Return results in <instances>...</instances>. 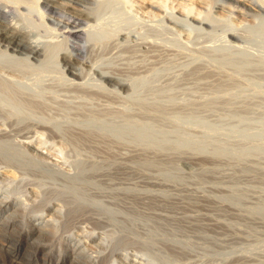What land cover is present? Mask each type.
Returning a JSON list of instances; mask_svg holds the SVG:
<instances>
[{
	"label": "rangeland",
	"instance_id": "obj_1",
	"mask_svg": "<svg viewBox=\"0 0 264 264\" xmlns=\"http://www.w3.org/2000/svg\"><path fill=\"white\" fill-rule=\"evenodd\" d=\"M60 1L54 10L44 8L43 0L1 1L10 10L9 16L0 14V25H25L42 46L48 42L57 46L51 45L54 49L50 52L52 48L46 45L47 52L32 55L23 48L12 49L0 34V152L8 160H20L11 165L15 160L7 162L0 157V169L11 167L17 177L5 179L4 185L19 186L14 193H30L31 198H37L32 193L48 196L59 189L85 192L90 200L93 194L89 193H96L92 198L102 199H95L102 206L106 199L105 206L114 208L111 210L123 225L107 224L113 221L111 215L105 227H94L86 215L78 214L70 221L72 225L66 223L67 214L56 213L61 219L60 231L54 239L44 235L38 243L34 237L27 240L20 236L18 229L6 230L9 235L0 229V243L5 244H0V264H62L58 259L61 245L68 250L72 247L66 240L69 232L76 231L75 239L84 240L91 230L110 233L115 228L123 234L129 227L138 230L139 224L145 227L139 229L141 235L152 233L155 241L166 235L169 241L174 239L173 245L182 249L183 255L166 246L162 252L175 254L177 260L164 254L172 264H264V0H103L105 10H99L100 17L95 8L89 9L93 4ZM82 9L97 16L92 14L95 21L91 18L82 24V37L73 38L68 27L76 11ZM67 59L79 79L69 72ZM114 193H140L141 197L135 204L137 198L130 196L124 201L119 196L123 201L119 203ZM40 201L26 210L25 228H33L31 216L42 212ZM127 203L130 205L125 208ZM131 206L134 214L128 210ZM135 208L151 219L144 221ZM125 209L132 216L125 214ZM20 212L18 217L23 219ZM153 215L158 222L163 217L161 226L156 227ZM131 217L133 221H129ZM122 218H127L128 224ZM164 223L165 229H180L181 225L182 229L165 231L178 233L176 236L164 231L166 235H161V230L158 235V229L165 230ZM202 226L207 228L202 229V234L204 230L207 233L205 239L195 231L200 228L201 232ZM159 240L160 249L152 244V249L157 248H149V252L162 251L164 241ZM180 245H187L184 248H191L190 252ZM87 246L88 253L96 250ZM121 246L112 253L107 250L106 264L119 252L146 256L142 244ZM48 249L53 256H44ZM159 254L157 260L151 258L159 261Z\"/></svg>",
	"mask_w": 264,
	"mask_h": 264
},
{
	"label": "bare ground",
	"instance_id": "obj_2",
	"mask_svg": "<svg viewBox=\"0 0 264 264\" xmlns=\"http://www.w3.org/2000/svg\"><path fill=\"white\" fill-rule=\"evenodd\" d=\"M2 0H0V2H1ZM4 1H8V2H10V1H13V0H4ZM24 1V0H23ZM38 1V0H37ZM60 0H43V4H44V8H47V9H49V10H54V9H57V8H59L60 7V5H61V3H62V1H60ZM74 1H80V0H74ZM82 1H84L85 3H87V4H93V5H95L94 7H90V5H89V9H94V12H95V10L97 11V13L96 14H98V16L99 15H101L102 13H98L99 12V10L101 9V12H102V10L104 9L103 7H104V5L105 4H103V3H105V2H103V0H98V1H96V0H81V2ZM100 1V2H99ZM107 1V0H106ZM14 2L15 3H20V2H22V0H14ZM63 2L66 4V2L63 0ZM69 2V1H68ZM80 2V3H81ZM114 2H117V1H114ZM113 2V3H114ZM262 2V1H261ZM3 3V4H2ZM72 3V2H71ZM83 3V2H82ZM263 3H264V1H263ZM103 4V5H102ZM110 4H112V3H110ZM15 5V4H14ZM78 5V4H77ZM92 5V6H93ZM106 5H108V4H106ZM41 6V5H40ZM69 6V5H68ZM101 6H103V7H101ZM110 6V5H109ZM6 7L8 8V6H7V3H4V2H1L0 3V14H3V15H5V17L8 15V12H9V10L8 9H6ZM62 7V6H61ZM78 7V6H77ZM105 7H107V6H105ZM103 8V9H102ZM14 9H16V8H14ZM86 9V8H85ZM65 10V9H64ZM68 10V9H67ZM83 10V9H82ZM82 10H78V11H76V15L75 16H73L72 18H74L71 22H70V24H69V29H68V33H69V36H72L73 38L74 37H80L84 32H83V28H82V24L84 23V22H86V21H90V19L91 18H93L92 17V12L93 11H89V12H86V11H82ZM105 10V9H104ZM107 10V9H106ZM111 10V9H110ZM15 11V10H14ZM16 11H18V10H16ZM116 11H117V8H116ZM116 11H115V13H116ZM34 12V11H33ZM52 12V11H51ZM18 13V12H17ZM30 13V12H29ZM104 13V12H103ZM15 14V13H14ZM19 14V13H18ZM75 14V13H74ZM105 14V13H104ZM108 14V13H107ZM112 14V13H111ZM94 16H97V15H95V14H93ZM113 15H114V13H113ZM119 15H120V13H119ZM9 16V15H8ZM20 16V15H19ZM26 16V15H25ZM110 16V15H109ZM121 16V15H120ZM12 17V16H11ZM68 17V16H67ZM100 17V16H99ZM99 17H96V18H98V19H100ZM111 17V16H110ZM113 18V17H112ZM120 18V17H119ZM126 18V17H125ZM28 19V18H27ZM94 19V18H93ZM92 19V20H93ZM103 19V18H102ZM108 19H110V18H108ZM118 19V18H117ZM124 19V18H123ZM205 19V18H204ZM18 20V19H17ZM94 21H95V19H94ZM118 21V20H117ZM124 21V20H123ZM122 21V22H123ZM12 22V21H11ZM30 22V21H29ZM28 22V23H29ZM33 22V21H32ZM59 22V21H58ZM100 22V21H99ZM111 22V21H110ZM110 22H109V24H110ZM126 22V21H125ZM31 23V22H30ZM97 23V22H96ZM103 23V22H102ZM107 22H105V24H106ZM117 23V22H116ZM120 23V22H119ZM119 23H117L118 25H119ZM127 23H129L128 22V20H127ZM31 24H34V22L33 23H31ZM66 24V23H65ZM88 24V23H87ZM108 24V25H109ZM116 24V25H117ZM130 24H131V22H130ZM129 24V25H130ZM30 25V24H29ZM92 25V24H91ZM101 25V24H100ZM116 25H114L113 27H115ZM36 26V25H35ZM85 26V25H84ZM89 26V25H88ZM111 26V25H110ZM124 26V25H123ZM127 26V25H126ZM125 26V27H126ZM24 27H25V25H24ZM24 27H20V26H17V25H15V23L14 24H12V23H6V24H1L0 25V34L2 35V37L4 38V40H5V42H7V44L9 45V47H11L12 49H14V50H17V49H26V50H28L29 52V54H32V55H38V56H40L42 53H43V51H45L46 49H44L45 47H46V45L44 46H42L38 41H36V40H33V37L30 35V33L27 31V29L25 30L24 29ZM31 27V26H30ZM94 27H95V25H94ZM106 27H108V26H106ZM119 27H120V25H119ZM127 27H129V26H127ZM126 27V28H127ZM109 28V27H108ZM117 29H118V26L116 27ZM124 28V27H123ZM89 29H91V28H89ZM64 30V29H63ZM106 30V29H105ZM119 30H121V28L119 29ZM95 31H96V29H95ZM94 31V32H95ZM112 31V30H111ZM115 31V28L113 29V31L112 32H114ZM117 31V30H116ZM93 32V33H94ZM34 33V32H33ZM62 33V32H61ZM97 32H95V34H96ZM101 33H103V32H101ZM85 34V33H84ZM83 34V35H84ZM87 34H88V32H87ZM92 33H90L89 35H91ZM67 35V34H66ZM89 35H86L85 36V38L87 37V36H89ZM97 35H98V33H97ZM102 35H106V37L105 36H102V37H104V38H107V34H102ZM110 35H112V34H110ZM92 36V35H91ZM90 36V37H91ZM98 36H101L100 34L98 35ZM108 36H109V33H108ZM82 37V36H81ZM90 37H87V38H90ZM77 39V38H76ZM90 39H92V38H90ZM37 40H38V38H37ZM88 40V39H87ZM124 40V39H123ZM127 40V39H126ZM173 40H175V39H173ZM177 40V39H176ZM175 40V41H176ZM41 41H42V39H41ZM47 41V40H46ZM67 41V40H66ZM54 42V41H53ZM42 43H43V41H42ZM55 43V42H54ZM57 44V43H56ZM48 45H50V47L52 48V46L54 47L55 45H53V44H50L49 42H48ZM48 45H47V47H48ZM52 45V46H51ZM60 45V44H59ZM82 46V45H81ZM7 47V46H6ZM44 47V48H43ZM46 47V48H47ZM49 47V48H50ZM55 47H57V46H55ZM54 48H52V49H50V52H51V50H53ZM55 49H57V48H55ZM22 51H24V50H22ZM46 52H47V50H46ZM49 52V53H50ZM22 53V52H21ZM54 53H55V51H54ZM57 53V52H56ZM28 54V55H29ZM45 54V53H44ZM51 54H53V53H50V55ZM58 54V53H57ZM57 54L55 55V57H56V59H57ZM48 55V54H47ZM46 55V56H47ZM49 55V56H50ZM54 55H53V57H54ZM26 56H27V54H26ZM31 56V55H30ZM52 57V56H51ZM50 57V58H51ZM54 57V58H55ZM27 58V57H26ZM29 58V57H28ZM47 58V57H46ZM45 59V58H44ZM48 59V58H47ZM71 59V58H70ZM28 60V59H27ZM46 60V59H45ZM44 60V61H45ZM52 60H53V58H52ZM9 61V60H8ZM67 63H68V65H70L69 66V72L74 76V77H79L80 75H78L77 74V72L76 71H74L73 70V66L71 65V61L70 60H68L67 59V61H66ZM56 63H57V60H56ZM51 67H52V65H50ZM57 66V65H56ZM50 67V68H51ZM55 67V66H54ZM75 68V67H74ZM45 69V68H44ZM55 70H53V72H54ZM82 71V70H81ZM86 76V75H85ZM80 78V77H79ZM78 78V79H79ZM90 78V77H89ZM12 81V80H11ZM117 82V81H116ZM1 84V83H0ZM119 85L120 86H122V87H125V84H123V83H120L119 82ZM116 86V85H115ZM128 89V88H127ZM1 91H3V90H1ZM17 91V90H16ZM14 92V91H13ZM6 93V92H5ZM14 94V93H13ZM15 95V94H14ZM17 96V95H16ZM15 99V98H14ZM17 99V98H16ZM10 100V99H9ZM21 100V99H20ZM3 101V100H2ZM19 100H16V103H19V102H21V101H19ZM29 101V100H28ZM22 104V103H21ZM8 105V104H7ZM1 109V108H0ZM2 111V110H1ZM38 112V111H37ZM1 113V112H0ZM3 114V113H2ZM8 115H9V113H8ZM3 116V115H2ZM5 116V115H4ZM84 116V115H83ZM86 116V115H85ZM85 116H84V118H85ZM8 117V116H7ZM10 117V116H9ZM22 117H23V115H22ZM51 117H53L52 115H51ZM56 117V116H55ZM61 117V116H60ZM59 117V118H60ZM70 117V116H69ZM87 117V116H86ZM41 118V117H40ZM58 118V117H57ZM61 118H64V116L62 115V117ZM82 118V117H81ZM8 119V118H7ZM10 119H12V118H10ZM53 119V118H52ZM68 119V118H67ZM21 120V118L19 119V121ZM43 120V119H42ZM45 120H48V118L47 119H45ZM103 120V119H102ZM18 121V122H19ZM14 122V121H13ZM47 122H50V120L49 121H47ZM56 124V123H55ZM23 125V124H22ZM54 125V124H53ZM116 125V124H115ZM46 126V125H45ZM44 126V128H46ZM61 126V125H60ZM64 126V125H63ZM12 127V126H11ZM59 127V126H58ZM9 128V127H8ZM59 128H62V127H59ZM70 128V127H69ZM91 128V127H90ZM1 129V128H0ZM21 129V128H20ZM52 129V128H51ZM4 130V129H3ZM49 130V129H48ZM63 130V129H62ZM46 131V130H45ZM48 133V132H47ZM13 134V133H12ZM94 134V133H93ZM2 135V134H1ZM9 135V134H8ZM52 135V134H51ZM123 135V134H122ZM2 136H4V135H2ZM84 136V135H83ZM96 136V135H95ZM94 136V137H95ZM41 137H42V135H41ZM90 137V136H89ZM16 139V138H15ZM18 139V138H17ZM30 140V139H29ZM79 140V139H78ZM5 141V140H4ZM11 144V143H10ZM13 144V143H12ZM151 145V144H150ZM153 146V145H152ZM4 148V147H3ZM8 148H10V147H8ZM8 148H6V149H8ZM5 149V150H6ZM10 149H14L13 147L12 148H10ZM31 149V148H30ZM1 150V149H0ZM5 150H3V151H5ZM38 151H39V149H37ZM7 151V150H6ZM58 151V150H57ZM9 153H11V152H9ZM18 153V152H17ZM19 154V153H18ZM32 154V153H31ZM94 154V153H93ZM12 155V154H11ZM22 155V154H21ZM34 155V154H33ZM36 155H38L37 153H36ZM35 155V156H36ZM43 155V154H42ZM143 155V154H142ZM146 155H148V154H146ZM156 155V154H155ZM12 156H14V155H12ZM32 156V155H31ZM38 156H40V155H38ZM0 157L2 158L3 157V155H2V152H0ZM11 157V156H10ZM34 157V156H33ZM37 157V156H36ZM42 157V156H41ZM40 157V158H41ZM4 158H5V160L8 162V161H10V160H15L14 158H9V160H8V157L7 156H4L2 159L4 160ZM31 158V157H30ZM40 158H39V161H40ZM43 158V157H42ZM41 158V159H42ZM38 159V158H37ZM16 160H19V159H16ZM16 160H15V163H14V161H12V162H10L9 164H16ZM2 161V160H1ZM20 161V160H19ZM19 161H17L18 163H19ZM23 161H25V160H23ZM109 161V160H108ZM147 161V160H146ZM22 162V161H21ZM20 162V163H21ZM41 162V161H40ZM152 163V162H151ZM4 164V163H3ZM11 164V165H12ZM31 164V163H30ZM41 164V163H40ZM39 164V165H40ZM21 165V164H20ZM50 165V164H49ZM11 168V167H10ZM10 168H2V169H0V176L2 177V179H3V181H2V183H3V185H4V182L6 181L5 179H14L15 180V174H14V170L12 171ZM15 169V168H14ZM29 169V168H28ZM16 170V169H15ZM40 172V171H39ZM41 173V172H40ZM17 174V173H16ZM37 174V173H36ZM43 175V174H42ZM17 176H18V174H17ZM41 177V176H40ZM39 177V178H40ZM52 177V176H51ZM75 177V176H74ZM17 178V177H16ZM1 179V178H0ZM5 180V181H4ZM14 180H12V181H14ZM19 180V179H18ZM54 180V179H53ZM1 181H0V183H1ZM38 181H40V180H38ZM43 181V180H42ZM109 181V180H108ZM44 182V181H43ZM42 182V183H43ZM45 182H46V180H45ZM1 183V184H2ZM9 183V182H8ZM8 183H7V186H5V188H2V186H0V229L2 230V231H4L5 230V232H7L8 233V231H6V230H11V231H15L16 229H18V230H16V231H18L19 232V235L20 236H23V237H25L27 240H29L30 238H32V237H34V241L36 242L37 241V243H38V241L40 240V239H42L43 240V237H44V235H48V236H51V237H53L52 239H54V237L57 235V233H58V230H59V225H61V224H59L60 222H61V219H58V218H56L55 217V214L57 213L58 214V216L60 215V216H64L65 214H67V216L69 217H67L68 218V220H67V222L66 221H64V222H66V223H68V222H70L71 220H74V219H76V214H78L79 216L80 215H86V219H88L91 223H89L90 225L92 224V226H94V227H105V225H104V223L106 222L107 223V221L109 220L110 221V216L112 215V218H111V221H112V223L111 222H109V223H107V224H109V225H111V226H113V224L114 223H119L120 221H121V217H120V219H116V217H119V216H117L118 214L113 210H111V209H114L112 206H115V205H113V204H116L115 202L112 204V203H110V201H109V203L111 204V209H110V207H108V206H105L106 204H107V202L108 201H105V200H103L102 202H106V204L104 205V206H102L99 202H96L95 201V199H96V197H95V199L94 198H92V196L93 195H95L96 196V193H89V194H93L92 196L91 195H88L87 193H86V195H88V196H91V200L90 201H87L88 199H87V197L86 196H84V194H85V192L84 193H79L78 191H73V192H76V193H64V190L63 189H59V191H58V193L56 192V193H48V196L46 195L47 193H32L34 196H36L37 198H31V196H29L30 195V193H14V189H15V191H18V188H19V186H18V188H16V186L14 185L15 183L18 185V183H17V181L13 184V186H15V187H13V188H11V183H9L10 185L8 186ZM53 183V182H52ZM56 183V182H55ZM60 183V182H59ZM5 184H6V182H5ZM20 184V183H19ZM22 184V183H21ZM48 184H50V183H48ZM23 185V184H22ZM41 185V184H40ZM59 185V184H58ZM3 186V187H4ZM36 186V185H35ZM60 186V185H59ZM24 186H22V188H23ZM37 187V186H36ZM40 187V186H39ZM85 188V187H84ZM20 189H21V186H20ZM20 189H19V191H20ZM41 189H42V186H41ZM48 189H50L49 187H48ZM75 189H77V188H75ZM75 189H73V190H75ZM22 190V189H21ZM36 190V189H35ZM39 190V189H38ZM51 191H53V192H55V191H57V190H53V189H50ZM63 190V191H62ZM40 191V190H39ZM42 191V190H41ZM66 191V190H65ZM20 192H23V191H20ZM38 192V191H37ZM50 192V191H49ZM63 192V193H62ZM78 192V193H77ZM82 192V191H81ZM102 194V193H101ZM100 194V195H101ZM108 194H110L109 196L111 197L112 195V193H108ZM115 195H113V197H116V195H117V197L115 198L116 200L118 199V198H120L119 196H121L122 197V199L124 198H126V200L128 199V197L130 198V196H131V198L130 199H132L133 197L136 199L137 198V200H136V202L133 200V202L136 204L137 203V201H138V197H139V194L140 193H114ZM159 194V193H158ZM104 195V194H103ZM106 195V194H105ZM166 195V194H165ZM99 196V195H98ZM133 196V197H132ZM99 197H101V196H99ZM99 197H97V198H99ZM141 197V196H140ZM139 197V198H140ZM102 198V197H101ZM112 198V197H111ZM110 198V199H111ZM54 199H56L57 201H61V203H58L57 205H55L54 203H52V201L54 200ZM92 199H94V200H92ZM123 199V200H124ZM38 200H42V201H40V202H42L43 203V205H44V208L42 209V207L40 208L41 210H42V212H40V213H37V214H35V216H31V218H32V221H33V228H29V229H27V228H25L24 227V224H26V222H25V219H26V210H28L29 209V207L31 206V205H33L34 203H38ZM96 200H98V199H96ZM102 199H100V200H98V201H101ZM109 200V199H108ZM115 200V201H116ZM119 200V199H118ZM126 200H124V201H126ZM111 201H112V199H111ZM122 200H119L118 202L120 203ZM123 202V201H122ZM121 202V203H122ZM127 202H129V203H131V201H127ZM108 203V204H109ZM134 203H131V204H134ZM124 204V203H123ZM128 204V203H127ZM120 205V204H119ZM122 205V204H121ZM126 205V204H125ZM129 205L130 204H128V206L127 207H125V208H128L129 207ZM117 206H118V203H117ZM133 207H135V205H132ZM132 206H131V208H132ZM117 208H120L119 206L117 207ZM131 208H129L128 210H130V213H133L134 212V210H133V208L131 209ZM156 208V207H155ZM136 210H135V212L137 211V209L138 208H135ZM8 210H11V211H8ZM19 210L21 211L20 212V216H22L23 217V219H20V217H18V212H19ZM128 210H124V211H127V213H125V214H129V212H128ZM131 210H133L132 212H131ZM122 211H123V207H122ZM6 212H7V215H4V216H2V214H6ZM137 212H140L139 211V209H138V211ZM136 212V213H137ZM28 213V212H27ZM117 215H116V214ZM147 213V212H146ZM68 214H73L72 216H69ZM121 214H123V213H121ZM124 214V215H125ZM134 214V213H133ZM137 214H140L139 216L141 217V213H137ZM78 215H77V218L79 219V217H78ZM28 216H29V213H28ZM121 216H123V215H121ZM129 216H132V214H129ZM128 216V217H129ZM144 216V214L142 215V217ZM145 216H147V215H145ZM154 216V215H153ZM159 216V215H158ZM83 217V216H82ZM124 217V216H123ZM127 217V216H126ZM133 217H136V215L134 216L133 215ZM138 217V216H137ZM155 217V219L154 220H158L157 219V217L156 216H154ZM28 218V217H27ZM107 218H109L108 220H107ZM132 218V217H131ZM163 217H161L160 216V223L162 224L164 221H162L161 219H162ZM125 219H127V218H125ZM124 218H122V221L123 222H125L126 220H125ZM141 219V218H140ZM151 218H147V219H145L144 217H143V220L144 221H147V220H150ZM153 219H152V222L153 223H155L154 221H153ZM165 219H166V217H165ZM171 219V218H170ZM179 219V218H178ZM125 220V221H124ZM143 220H141L139 223H141ZM129 221H133V218L130 220L129 219ZM171 221V220H170ZM134 222H135V219H134ZM158 222V221H157ZM157 222H156V224L155 225H157L156 227H158V225L159 226H161V224L159 223V224H157ZM71 223V222H70ZM79 223V222H78ZM131 223V222H130ZM152 223V224H153ZM171 223H172V221H171ZM199 223V222H198ZM65 224V223H64ZM72 224V223H71ZM73 224H74V222H73ZM72 224V225H73ZM106 224V225H107ZM125 224V223H124ZM126 224H128V221H126ZM125 224V225H126ZM150 225V226H153V225ZM165 224V223H164ZM163 224V227L164 226H166V224L164 225ZM168 224V223H167ZM170 224V223H169ZM168 224V226H171V224L169 225ZM178 224V223H177ZM218 224V223H217ZM66 225V224H65ZM83 225V224H82ZM116 225V224H115ZM119 225H123L122 223L120 224H118V226ZM124 225V226H125ZM130 225H132V224H130ZM130 225H128V226H130ZM135 225H137L138 226V223L136 224V222L133 224V226H135ZM141 224H139V226L138 227H140L141 229L142 228H144V230H145V227L143 226V227H141L140 226ZM173 226H175L176 224H172ZM17 226H20L19 228L17 227ZM29 226V225H28ZM81 226V225H80ZM91 226V227H92ZM137 226H135V227H137ZM182 226V225H181ZM181 226H180V229H182L181 228ZM196 226V225H195ZM73 227H76V225H74ZM108 227V226H107ZM115 227V226H114ZM116 227H117V225H116ZM154 228H155V226H153ZM167 227V226H166ZM177 226H175V227H172V228H169L168 227V229H165V227H164V229L165 230H163V229H158V235H159V233H160V230H161V235H166V234H168V233H166L165 231L166 230H168L167 232H169L170 233V231H171V229L173 230V228L174 229H178V227L176 228ZM222 227V226H221ZM69 228V227H68ZM77 228V227H76ZM83 228V230L85 229V231H86V228H84V227H82ZM109 228V227H108ZM121 228H123V226L121 227ZM140 228H138V230H136L137 228H134V227H129V229H125V227L123 228V229H120L121 230V232H122V230H123V232H124V230H126L125 232L126 233H121L122 234V237L120 236L121 234H119V233H117L118 232V230H117V232H115L116 230H115V228L112 230V228H111V230L112 231H110V233L107 231H104L103 233L102 232H95V231H93V230H91V231H88L87 232V234L85 235L86 236V239H84V240H79V238L78 239H75V235L73 234V233H76V231L75 232H73V233H70L69 232V234L68 235H66V240H68V243L71 241L72 243H71V245H72V247H71V250H68V249H66L64 246L62 247V245H61V248H60V252H59V254H58V256H59V261L62 263H64V262H68L69 260H70V262H71V264H86V263H88V264H106L104 261H105V259H106V257H107V255H109V253L106 255V252H107V250H109L108 252H111L112 253V251H115L116 250V248L117 247H119L120 248V246L121 245H124V244H132L133 243V245L135 244V243H139V245H143L144 246V250L146 251L145 253V255L146 256H143V255H138V254H131V252H119L118 254H119V256L118 257H116V256H114V258L112 259L111 257H112V255H111V257H110V260H111V264H172V262H170V259L168 258V259H166L167 257H170V256H174L175 254L173 253L172 254V252L173 251H178V250H176V249H179V248H175V246L173 245V240L172 241H169L170 239L169 238H167V235H166V238L168 239V241L166 240V238H165V240H164V238L162 237L161 238V240L163 239V241H164V243H163V249H162V251L161 252H159V253H161L162 254V252L164 251V248H165V246L167 247L166 249H168V247L170 248V251H171V249H172V252H170L169 250H167L168 252L166 253V252H164V254L166 253V254H168L167 255V257H166V255H164V254H162V255H164V257H162V255H160L159 253H158V251H154V252H157L156 254H159V256H160V259L158 258V260L159 261H156L157 259H156V254H153L152 252H149L148 250H149V248H151V247H153L152 246V244H154V245H156L157 244V242H158V240H159V237H158V240H156L155 241V239L153 238V237H156L155 235L152 237V233L151 234H149V235H147V233H146V235H145V233L143 234V235H141L142 234V232L140 231L139 232V229ZM161 228V227H160ZM192 228V227H191ZM194 228V227H193ZM94 229V228H93ZM149 229V228H148ZM180 229H178L179 231H180ZM187 229V228H186ZM197 228H195V231L196 232H198V233H201L202 234V232H203V230L202 229H207V228H204V226H202L201 227V232H200V228L199 229H197ZM9 230V231H10ZM68 230V229H67ZM78 231H79V229H77ZM115 230V231H114ZM144 230H142V231H144ZM147 230V229H146ZM152 230V229H151ZM154 230H157V229H154ZM10 231V232H11ZM60 231V230H59ZM62 231V230H61ZM74 231V230H73ZM80 231H81V229H80ZM79 231V232H80ZM85 231L83 232V233H85ZM114 231V232H113ZM166 233H164V232ZM176 232H177V230H175ZM194 231V230H193ZM192 231V232H193ZM1 232V231H0ZM9 232V233H10ZM12 232V233H13ZM72 232V231H71ZM149 232V231H148ZM151 232V231H150ZM208 232V231H207ZM9 233H8V235H9ZM82 233V231L80 232V234ZM164 233V234H163ZM189 233V232H188ZM195 233V232H194ZM194 233L192 234V235H194ZM206 233V231L204 230V236L207 234H205ZM212 233V232H211ZM218 233V232H217ZM172 235H175V233L173 234V231H172V233H171ZM171 234H168V235H171ZM183 234V233H182ZM197 236H198V234L197 233H195ZM203 234H202V237H203ZM78 235V234H77ZM124 235V236H123ZM176 235H178V233H176ZM175 235V236H176ZM186 235V234H185ZM200 235V234H199ZM208 235H209V233H208ZM3 236V235H2ZM12 236H14V235H12ZM83 236V235H82ZM174 236V237H175ZM183 236V235H182ZM187 236V235H186ZM189 236V235H188ZM207 236V235H206ZM206 236L203 238V239H205L206 238ZM212 236V235H211ZM219 236V235H218ZM161 237V236H160ZM169 237V236H168ZM185 237V236H184ZM199 237V236H198ZM202 237H200V239H202ZM209 237V236H208ZM6 238V237H5ZM77 238V237H76ZM83 237H80V239H82ZM178 238V237H177ZM180 238H181V236H180ZM195 238V237H194ZM1 239V238H0ZM51 239V240H52ZM157 239V238H156ZM179 239V238H178ZM178 239H176V240H178ZM182 239H183V237H182ZM184 239H187V238H184ZM183 239V240H184ZM197 239V238H196ZM217 239V238H216ZM218 239H220V238H218ZM217 239V240H218ZM6 240V239H5ZM65 240V239H64ZM66 240H65V242H66ZM161 240H159V241H161ZM181 240V239H180ZM182 240V242H187V240L186 241H183ZM188 240H189V238H188ZM191 240V239H190ZM1 241V240H0ZM211 241V240H210ZM32 242V241H31ZM44 242V241H43ZM130 242V243H129ZM176 242V241H175ZM175 242H174V244H175ZM189 242V241H188ZM191 242V241H190ZM217 242V241H216ZM40 243H41V241H40ZM39 243V244H40ZM176 243H180L179 242V240L176 242ZM192 243V242H191ZM200 243V242H199ZM198 243V244H199ZM203 243H204V241H203ZM202 243V244H203ZM206 243V242H205ZM211 243V242H210ZM212 243H213V241H212ZM215 243V242H214ZM220 243V242H219ZM1 244V243H0ZM2 244L3 245H5L4 244V242H2ZM1 244V245H2ZM13 244V243H12ZM33 244H34V242H33ZM42 244V243H41ZM63 244V243H62ZM180 244H183V243H180ZM188 244V243H187ZM50 245H53V244H50ZM87 245H90V246H92V247H96V250L94 249L92 252H90V253H88V246ZM151 245V246H150ZM159 244H157L156 246H158ZM184 245V244H183ZM183 245H180L179 247H181V248H184L185 246H187V245H185L184 247H182ZM188 245H190V244H188ZM195 245H196V243H195ZM200 245V244H199ZM36 246V245H35ZM142 246V247H143ZM150 246V247H149ZM155 246V247H156ZM162 245L160 244L159 245V247L157 248V249H160V247H161ZM176 246H178V245H176ZM191 246V245H190ZM203 246V245H202ZM212 246H213V244H212ZM2 247V246H1ZM37 247V246H36ZM122 247V246H121ZM124 247V246H123ZM142 247L140 248V246H139V248H140V250L142 249ZM146 247V248H145ZM155 247L153 248V249H155ZM189 247V246H188ZM195 247V246H194ZM197 247V246H196ZM11 248V247H10ZM97 248H98V250H97ZM138 248V247H137ZM187 248V247H186ZM193 248V247H192ZM199 248V247H198ZM201 248H204V252L206 251V248L205 247H201ZM200 248V249H201ZM210 248V247H209ZM208 248V249H209ZM78 249H80V250H78ZM152 249V248H151ZM152 249V250H153ZM191 249V248H190ZM189 249V250H190ZM207 249V250H208ZM44 250V249H43ZM127 250V249H126ZM135 250V249H134ZM180 250V249H179ZM184 251H186L187 249H183ZM189 250H187V252L189 251ZM197 250V249H196ZM212 249H210V250H208L209 252L211 251ZM48 251L49 252H46V254L44 253V256L46 255V256H53V253H52V251L51 250H49L48 249ZM120 251H121V249H120ZM142 251V250H141ZM166 251V250H165ZM181 251H182V249H181ZM181 251H178L179 252V254H181ZM117 252V251H116ZM115 252V253H116ZM186 252V253H187ZM190 252V251H189ZM209 252H206V253H209ZM212 252V251H211ZM137 253V252H136ZM171 253V254H170ZM175 253H177V252H175ZM183 253V252H182ZM184 254V255H186L187 256V254ZM221 253V252H220ZM224 253V252H223ZM143 254H144V252H143ZM213 254V253H212ZM170 255V256H169ZM177 255H178V253H177ZM176 255V256H177ZM183 254H181L180 256H182ZM194 255H196V254H194ZM209 255V254H208ZM33 256V255H32ZM57 256V257H58ZM110 256V255H109ZM109 256H108V258H109ZM147 256H148V258H147ZM153 256H155V259L156 260H153L151 257H153ZM172 256V257H173ZM179 256V255H178ZM178 257V258H182V257ZM193 256V255H192ZM49 257V258H50ZM80 257H82L81 259H80ZM144 257H146V258H144ZM166 257V258H165ZM187 257H189V256H187ZM186 257V258H187ZM16 258V257H15ZM38 258V257H37ZM47 258V257H46ZM45 258V259H46ZM151 258V259H150ZM176 257L174 256L173 258H171V260H177V259H175ZM183 258H185V257H183ZM220 258V257H219ZM147 259V260H146ZM187 259H189V258H187ZM179 260V259H178ZM181 260V259H180ZM184 260V259H183ZM178 262H180V261H178ZM178 262H177V264H178ZM183 262V261H182ZM62 263V264H63ZM185 263V262H184ZM46 264V263H45ZM174 264H176L175 262H174Z\"/></svg>",
	"mask_w": 264,
	"mask_h": 264
}]
</instances>
